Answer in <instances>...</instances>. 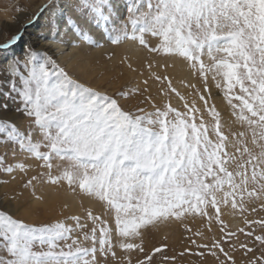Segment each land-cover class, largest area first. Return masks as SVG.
<instances>
[{"label": "snow or ice", "instance_id": "snow-or-ice-1", "mask_svg": "<svg viewBox=\"0 0 264 264\" xmlns=\"http://www.w3.org/2000/svg\"><path fill=\"white\" fill-rule=\"evenodd\" d=\"M62 26L89 44L97 43L90 34L95 27L99 39L112 44L131 40L150 54L182 58L203 82V92L188 85L203 107L181 95L169 77L153 74L166 82L161 93L174 94L183 110L170 100L162 106L152 102L151 112L140 107L126 110L122 99L139 94L138 87L113 94L99 91L70 77L43 45L23 43L22 57L8 55L0 64V112L8 110L9 102L16 103L15 111L27 118V125L22 130L0 116V144H10L13 154L23 151L42 162L48 182H65L100 202L113 213L115 228L91 209L85 210L92 222L87 231L79 215L37 225L0 209V264H106L108 256L118 259L116 247L126 254V264H132L134 251L143 255L135 264H151L152 254L142 246L143 226L188 215L207 217L211 224L209 209L214 210L220 232L229 240L236 236L225 233L221 206L230 204L243 213L248 211L245 197L264 198V0H123L122 5L120 0H45L21 28L37 27V38L47 40L61 35ZM148 36L158 42L150 44ZM23 39L18 30L0 43V50ZM209 77L223 89L240 130H226L221 112L210 103ZM145 100L151 102V97ZM15 167L25 171L27 165ZM0 168L13 171L3 153ZM38 178L31 177L27 186ZM244 224L252 230L238 231L264 246V234L254 235V226L264 228V219L245 218ZM77 230L80 235H73ZM223 243L213 239L198 247L218 260L222 254V264H236ZM239 247L245 255L253 251L245 242ZM258 260L264 264V254ZM248 264H257V259Z\"/></svg>", "mask_w": 264, "mask_h": 264}, {"label": "rangeland", "instance_id": "rangeland-1", "mask_svg": "<svg viewBox=\"0 0 264 264\" xmlns=\"http://www.w3.org/2000/svg\"><path fill=\"white\" fill-rule=\"evenodd\" d=\"M40 1L42 0H0V7L4 8L2 11L0 10V43L6 42L17 32L11 30L9 26L14 25L18 18L24 22L22 25H26L31 15L36 13V4ZM120 3L122 5L123 0H120ZM125 15L126 13L123 8L121 13L122 20L125 18ZM27 29H20L24 33L25 42L33 44L34 47L43 45V50L73 79L109 94H113L117 90L125 87H138L141 90L139 94H134L130 100L122 99L121 102L126 110L135 111L136 107H140L146 112H151L154 111L152 102L157 106H162L164 102L169 100L173 106L183 110V102L175 97L174 94L161 93L160 89L166 87V82L157 81L153 74L161 77H169L173 87L181 95L185 96L190 102L194 101L198 107H203L196 95V90L188 87V85H196V89L203 92V82L194 73L193 69L189 67L188 63L180 57L150 54L138 42L131 40H123L119 44H112L106 39H99L97 36L99 34L98 31L96 33L97 35L90 32L97 43L89 44L80 36H70L72 32L64 29L61 35L54 37L55 40L60 41L63 39L65 41L61 43L59 48H56V45L50 40L47 41L37 38V27ZM66 31L68 35H63ZM33 36L36 38L32 39L31 37ZM26 38L30 39L28 40ZM147 39L153 45L158 42L156 38L150 36ZM126 41L134 43L135 46L137 45L145 53L139 62H137L138 56H129L126 51H120L115 48L118 45L126 43ZM22 44L17 47H11L10 49L0 50V64L3 63L8 55L19 54L22 57ZM72 47L79 49L84 55H89L91 60L88 63L84 61L82 66L75 68V63L68 62L67 59L73 51L71 50ZM168 57L182 59L190 74V79L177 76L175 71L172 70V62L167 59ZM134 59L136 62H133ZM204 60L206 63L209 62L207 56L204 57ZM148 62L152 63L151 69L147 67ZM145 80L148 81L147 85L143 83ZM216 84L217 81L209 77L210 103L215 104L221 112L226 130L229 127L234 130H240V126L230 116V108L224 99L223 89L218 88ZM145 88L148 91L145 92ZM205 95L207 96L209 93H205ZM149 96L151 97V102L145 100V97ZM15 108L16 103L9 102L8 110L5 113L0 112V116H7L13 122L15 121L14 123L18 122L19 124H16L23 130L27 125V118L23 114L16 112ZM2 135L0 134V136ZM35 138L38 139L39 137L37 136ZM41 150L46 149L42 148ZM229 151H232V149L229 148ZM0 153L4 154L6 165H13V171L11 173L5 172L3 168H0V209L7 210L15 218L22 219L26 223L37 225L63 220L65 217L71 215H79L81 216V223L87 225L86 231L92 228V222L87 219L85 210L91 209L95 215H99L102 219L108 221L109 227L115 228L113 213L106 210L100 202L86 197L78 189L73 191L65 182L57 184L48 182L47 177L43 175L47 170L39 166L42 162L31 158L29 154L23 151L17 150L13 154L10 144H0ZM16 163L26 164V170L20 171L15 167ZM57 163L66 165L67 162L53 160V164ZM57 172V169H53L54 175ZM33 176H38L39 178L33 181L32 187H29L27 186V181ZM71 199H76L73 203V210L68 207V201ZM262 203H264V198L261 200H249L245 197V207L248 211L243 213L239 209L233 210L230 204L228 206H221V219L227 225L225 233L228 231L236 233V236L232 237L231 240L227 239L226 235L220 232L221 225L215 222L214 210L209 209V212L213 214L211 224H209L207 217L202 218L200 216L188 215L187 217H182L180 220H163L143 226L141 229L142 246L145 249V253L152 254L151 264H222L226 260L222 254L218 253V260L207 249L198 247L201 244L210 245L213 239L222 240L224 241L223 247L225 251L235 259L236 264H248V261L252 259H257V264H259L258 258L264 254V246L260 245L259 242H255L254 236L248 237L245 233L239 232L238 229L243 227L246 232L252 230L244 224L245 218L253 221L264 219V208L260 207ZM253 208L256 209L254 212L252 211ZM227 214H229L230 218H234L233 220L236 218V224L233 225L230 222ZM65 222L67 224H74L71 220ZM254 228V235L264 234V228L259 226H254ZM197 232L201 233V235H197ZM73 235L79 236V230L73 233ZM237 237L239 238L238 240ZM113 242L114 244L116 243L115 239ZM241 242L247 243L248 247L253 248V251L245 255V250L239 247ZM63 243L61 241V244ZM68 243H71V241H68ZM136 243H141V240H137ZM155 248H161V251L159 253H153V249ZM115 251L118 259L114 260L111 256H108L106 264H126V261L122 259L126 254L119 247H116ZM201 252L204 254L201 255ZM131 259L132 264H135L137 259H143V255L134 251L131 253ZM228 264H231V262H228Z\"/></svg>", "mask_w": 264, "mask_h": 264}, {"label": "bare ground", "instance_id": "bare-ground-1", "mask_svg": "<svg viewBox=\"0 0 264 264\" xmlns=\"http://www.w3.org/2000/svg\"><path fill=\"white\" fill-rule=\"evenodd\" d=\"M43 3H45V0H42V1H40L39 3H37L36 4V10L40 7V5H42ZM4 8L2 7H0V10L2 11ZM120 11H121V13H122V11H123V8L122 9H120ZM6 16H8L7 14H6ZM44 22V17L42 16L41 17V23H43ZM22 23H24V22H22L19 18L17 19V21H16V23L14 24V25H12V26H9V27H11V30H14L15 32L16 31H21L20 29H22L21 28V25H22ZM27 24V23H26ZM9 25V24H8ZM32 28H34V27H29L27 30H29V29H32ZM62 30H64L63 29V26H62ZM92 34H96L97 33V29L95 28V27H92V29H91V31H90ZM73 35V37L75 36V37H77L75 34H73V33H71L70 34V36H72ZM97 35V34H96ZM98 37H99V34L97 35ZM32 39H35L36 37L35 36H33V37H31ZM65 38V37H64ZM26 39H30V38H26ZM31 39V40H32ZM51 41L54 45H56V48H59L60 46H61V43L58 41V40H55V38H49V39H47V41ZM25 42V38L23 39V41H21L20 43H18V44H16L15 45V47H17V46H19L20 44H22V43H24ZM104 42H106V41H104ZM108 42V41H107ZM105 45V44H104ZM115 48H117V50H120V51H126L127 53H128V55L129 56H134V57H136V56H138L139 58L137 59V62H139V60L140 59H142V57H143V55L145 54L142 50H140V48L136 45L135 46V44L134 43H130V42H127L126 41V43H124V44H121V45H118L117 47H115ZM143 49V48H142ZM71 50H73L72 52H71V55L67 58L68 59V62L70 61V62H74L75 64H74V67L76 68H78V67H80V66H82L83 64H84V61H85V63H88L90 60H91V57L89 56V55H84L83 53H81V51L79 50V49H76L75 47H72V49ZM91 51H93V50H91ZM95 53V52H94ZM133 59V58H132ZM168 60H170L171 62H172V70H174L175 71V74H177V76H182V77H186L187 79H190V74H189V72L187 71V69H186V65H185V62L182 60V59H180V58H177V57H168L167 58ZM136 62V60L134 59L133 60V62ZM132 62V63H133ZM3 113V112H2ZM5 113V112H4ZM15 122V121H14ZM17 124H19L18 122H16ZM68 199V198H67ZM43 200V199H42ZM40 201V200H39ZM76 201V199H71V200H69L68 201V207L71 209V210H73V203ZM43 202V201H42ZM37 204V203H36ZM34 205V204H33ZM33 207V206H32ZM35 207V206H34ZM12 209V208H11ZM10 209V210H11ZM228 213V212H227ZM227 217H228V219H230V222L234 225V224H236V218H235V220H233L232 219V217L230 218L229 217V214H227ZM229 222V223H230Z\"/></svg>", "mask_w": 264, "mask_h": 264}]
</instances>
